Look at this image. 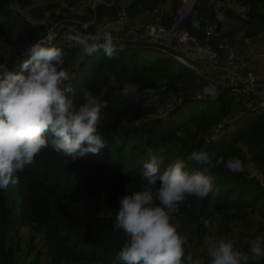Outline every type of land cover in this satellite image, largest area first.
I'll list each match as a JSON object with an SVG mask.
<instances>
[{"label": "trees", "instance_id": "trees-1", "mask_svg": "<svg viewBox=\"0 0 264 264\" xmlns=\"http://www.w3.org/2000/svg\"><path fill=\"white\" fill-rule=\"evenodd\" d=\"M83 1L0 0V40L5 39L10 28L23 33L22 23L18 19H9L6 12L9 5L24 9L36 22L44 23L45 28L66 20L70 27L84 32L80 25L92 21L87 29L90 34L96 24L113 22L120 10L117 3L124 0H108L107 5L99 6L96 12L76 13L71 9L79 8ZM158 1L141 0V4L145 9L159 2L167 6L166 2ZM238 1L242 12L233 14L229 9L227 14L239 17L243 36L264 31V0ZM62 2L66 8H62ZM170 4L174 12L179 9L178 2ZM196 12L204 24L215 20L209 0H199ZM187 29L200 36L193 26L188 24ZM79 53H82L79 47L71 53H63V68L69 66ZM22 63L10 71L19 72ZM194 80L186 69H178L172 62L153 60L142 56L138 49H130L113 58H84L71 79L72 91L68 95L78 106L83 102L80 94L84 88L98 97L106 86L120 90L132 84L139 92L164 100L181 95L194 85ZM100 102L103 104L101 115L114 119L108 127L98 123L97 131L106 142L99 154L88 153L72 160L57 152L50 140L32 165L18 173V183L0 191V264H43L44 257L49 259L47 264H100L106 261L123 264L117 253L126 236L122 230L114 229L115 212L121 196L143 188L145 182L140 179V172L150 155L158 157L161 171L177 158L184 160L190 172L206 167V174L218 190L214 197L204 199L187 196L178 210L171 213L177 231L187 241L185 256L192 257L183 264H209L206 239L235 240L237 237L252 240L264 236V182L246 173L250 162L264 171V114L248 116L238 123V130L245 136L242 142L248 147V156L244 158L243 150L233 147L224 138L212 143L203 140V136L235 110L236 105L229 95L217 101L200 102L202 106L197 104L196 108L203 110L188 115L180 112L178 120L174 119L177 112L167 122H152L136 129L133 123L153 113L154 108L144 109L118 101L108 104L102 99ZM194 150L206 151L209 162L199 164L190 160ZM137 152L145 156L133 161ZM231 157L240 159L243 165L240 172L245 176L224 166L223 161ZM23 226L34 230L33 237L42 235L41 242L46 244L48 253L46 250L42 255L30 252L25 258H19L20 251L28 246L18 237ZM248 248L245 245L243 249L247 251ZM250 264H264V258L250 260Z\"/></svg>", "mask_w": 264, "mask_h": 264}, {"label": "clouds", "instance_id": "clouds-1", "mask_svg": "<svg viewBox=\"0 0 264 264\" xmlns=\"http://www.w3.org/2000/svg\"><path fill=\"white\" fill-rule=\"evenodd\" d=\"M6 12L9 19H18L22 23V28L25 30L22 32H27L30 38L24 40L25 49L20 54L7 61H0V191H6L10 186L18 183V173H22L26 167L32 165L36 155L48 147L50 140L57 152L72 160L88 153L94 155L100 153L106 142L97 131L98 123L108 127L111 126L112 119H107L106 114L101 115L103 104L88 88L81 91L83 102L78 106L74 105L73 99L68 95L72 91L71 79L77 74L86 57L113 58L122 51L137 49L116 50L117 44L110 32L102 25L96 24L94 32L87 34V29L93 22L86 21L80 25L84 32L70 27L67 34L61 36L75 46L72 49L61 48V51L58 47L46 46L42 42L52 26L45 28V24H38L27 11L17 5H9ZM239 22L241 25V20ZM40 26L45 28L44 33L34 38L33 34L41 28ZM18 34L17 28H10L4 36L14 37ZM0 43L6 44L8 41L1 39ZM119 46L123 47L122 44ZM78 47L82 53H79L64 69L63 53H71ZM98 49L103 51L96 52ZM20 63L22 64L19 72L10 71ZM172 63L177 64L174 61ZM195 84L196 82L185 92L190 91ZM129 86L134 85L128 84L120 90L104 87L111 89L115 95V97H106L104 101L108 104L118 101L148 109V106L122 96ZM218 99L203 101L186 99L167 120L150 118L151 113L142 119L147 120L140 125L137 124L140 120L135 121L133 127L141 128L152 122H167L189 101L200 103ZM248 115L235 122V132L240 135L241 142L245 136L238 130V123ZM49 136L53 138L49 139ZM223 138L234 147L232 138L227 136ZM189 159L199 164H207L209 154L203 150H194ZM223 162L232 172H240L243 169L239 158L231 157ZM207 172L206 167L190 172L184 160L179 158L168 163L161 171L158 157L150 155V159L144 162L140 172V179L145 182L143 188L121 196L119 208L115 212L114 229L122 230L126 236L117 253L123 264H183L184 260H192L191 255L185 256L187 241L185 236L177 231L171 213L178 210L187 196L204 199L216 195L218 190ZM205 224L207 225V221ZM22 229L34 231L28 226H23L18 237L25 235ZM35 237L42 240L41 234H36ZM205 245L209 264H250V260L264 258V236L252 239L247 251L236 247L230 238L206 239ZM42 248L37 251L40 255L45 250L48 253L45 243ZM44 258L43 264H47L49 259ZM100 264L113 263L106 261Z\"/></svg>", "mask_w": 264, "mask_h": 264}, {"label": "built area", "instance_id": "built-area-1", "mask_svg": "<svg viewBox=\"0 0 264 264\" xmlns=\"http://www.w3.org/2000/svg\"><path fill=\"white\" fill-rule=\"evenodd\" d=\"M107 1L84 0L82 6L71 9L76 13L84 10L96 12L99 6L107 5ZM172 1L179 2L181 7L171 18L172 24L169 28L163 23V13L167 11V6L160 3L147 18L141 19H132L126 6L122 5L113 22L101 25L113 35L117 44L116 50L137 48L159 51L185 67L194 76L195 86L188 92L179 96L172 95L164 100L153 99L150 93H141L134 86H129L126 90L133 94L138 92L135 102L154 108V113L149 117L162 120H167L186 99L216 100L228 94L234 100L235 110L204 138L211 143L230 135L239 137L235 132L237 120L248 114H264V31L250 37L243 36L239 20L227 14L229 9L239 6L238 0H209L215 20L205 24L196 12L199 0ZM62 4L63 2L62 8L67 7ZM188 21L200 36L187 29ZM69 28V21L51 28L42 42L46 46L57 44L65 49L74 48L71 41L61 38L63 34H67ZM237 29L238 43L236 39L227 36L228 32ZM120 44L123 45L122 48ZM102 51L98 49L96 52ZM125 91L122 96L132 98L126 96ZM233 241L236 247L244 251L243 248L245 245L249 246L251 240L235 237Z\"/></svg>", "mask_w": 264, "mask_h": 264}, {"label": "rangeland", "instance_id": "rangeland-1", "mask_svg": "<svg viewBox=\"0 0 264 264\" xmlns=\"http://www.w3.org/2000/svg\"><path fill=\"white\" fill-rule=\"evenodd\" d=\"M60 2V1H59ZM58 2V3H59ZM59 5V4H58ZM242 9L238 8L236 9L237 13L239 12H242L241 11ZM177 14V13H176ZM175 14V15H176ZM240 20V19H239ZM189 23V21L187 22ZM237 32H238V29L233 31V32H228L227 35L228 37L230 38H233V39H236V42L238 43V39H237ZM30 36L27 35V32H23L21 34H18L14 37H5V39L3 40H8V43L4 44V43H0V61L1 62H4V61H7L9 60L10 58H13L15 56H17L18 54H20L24 49H25V46H24V40L26 39H29ZM140 53L142 54V56L144 57H149L153 60H158V59H163L165 60L166 62H172L171 60H169L165 55L159 53L158 51L156 50H153V49H142L140 50ZM104 55V54H103ZM176 67L178 69H182L183 67L178 65V64H175ZM194 78V76H193ZM195 82V80H194ZM137 94V95H136ZM136 94H133L130 90H126L125 91V95L126 96H130L133 98V100L135 101L137 98H138V92H136ZM115 95L113 94V91L109 88H105L104 91L98 96L99 99H102L104 100L106 97H112ZM127 101V100H126ZM129 102V101H127ZM133 104V102H131ZM197 104L198 106H202L201 103H196V102H193V101H189V102H186L183 107L179 110V112L176 114V116L174 117L175 120H178L179 117H180V112H182V114H190L191 112H194L196 110L198 111H201L203 110V108L199 109V108H196L197 107ZM259 114H249L248 116H258ZM107 119L111 120V119H114V117L112 116H108ZM146 120H140V122H138L137 124H141V122H144ZM161 125H159L160 127ZM142 132V131H141ZM150 132V131H149ZM230 138L233 139L232 143H235L236 145L237 144H241L242 145V148L241 150L245 151L243 153V156H248V152H246V148H247V144L246 143H242L239 139V137H236V136H233V135H230L229 136ZM203 139H204V136H203ZM230 145L231 143L228 142ZM132 146V145H131ZM140 149V148H139ZM145 156L144 153L142 154H138L137 152V155L133 157V161H138V160H141L143 159V157ZM251 164V163H250ZM257 172V171H256ZM246 173L249 174V176H256L257 174L255 173H252L250 171V169H247L246 170ZM240 175L242 176H245L244 174H242L240 172ZM262 177V176H261ZM257 178V177H256ZM263 178V177H262ZM102 214V213H101ZM24 231V234L27 235L28 233V230L26 229H22ZM19 237H21L22 241H24V236L23 235H19ZM26 243L28 244V246H25L19 253V258L22 259L24 258L26 255H28L29 252H37L39 249H41V244H40V238L38 237H29L28 240H26ZM43 249V248H42Z\"/></svg>", "mask_w": 264, "mask_h": 264}, {"label": "crops", "instance_id": "crops-1", "mask_svg": "<svg viewBox=\"0 0 264 264\" xmlns=\"http://www.w3.org/2000/svg\"><path fill=\"white\" fill-rule=\"evenodd\" d=\"M159 1H163V2H166V4H167V11H164V13H163V23L169 28V27H171V24H172V17L176 14V12L177 11H179L180 10V7H181V5H180V3L178 4V6H179V9L176 11V12H174L173 10H172V7H173V5H171L170 3H173L174 1H172V0H159ZM158 1V2H159ZM160 3V2H159ZM159 3H154L149 9H145L144 8V6H142V4H141V0H137V1H134V0H124V1H122L121 3L119 2V3H117V7L119 8V7H121L122 5H125L126 6V9H127V11H128V14H129V16L132 18V19H141V18H147V15L155 8V6L156 5H158ZM161 4V3H160ZM238 8H240L239 6H237V7H234V8H231L230 9V12H233V14L234 13H237V11H236V9H238ZM241 9V8H240ZM242 11V10H241ZM240 13V12H239ZM239 13H237L238 15H239ZM234 17H236L235 15H233ZM236 18H239V17H236ZM189 27H192V23H189ZM22 30L23 31H25L24 30V28H22ZM44 33V28H38L35 32H34V34H33V37L34 38H38L39 36H41L42 34ZM198 34H200V33H198ZM201 35V34H200ZM239 35H241L240 33H239ZM125 51H127V50H125ZM125 51H122V52H125ZM121 52V53H122ZM118 54H120V53H118ZM181 109V108H180ZM179 109V110H180ZM135 129L137 128L136 126L134 127ZM234 147L235 148H242V145L241 144H235L234 145ZM247 150H246V152L248 151V147L246 148ZM245 151H243V153H244ZM243 155V154H242ZM244 158H247V156H244ZM251 164H250V168H248V169H250V171L252 172V173H255V174H257L256 176H254V177H257L261 182H264V171L263 170H261V169H258V168H256L255 167V165L254 164H252V162H250ZM257 171V172H256ZM263 178H262V177ZM29 237H32V232H30L29 230H28V233H27V235H24V241H25V243H26V240H28V238ZM40 244H41V247L43 246V243L41 242V239H40ZM28 255H30V253L28 254ZM32 256H33V254H31ZM27 256V255H26Z\"/></svg>", "mask_w": 264, "mask_h": 264}, {"label": "bare ground", "instance_id": "bare-ground-1", "mask_svg": "<svg viewBox=\"0 0 264 264\" xmlns=\"http://www.w3.org/2000/svg\"><path fill=\"white\" fill-rule=\"evenodd\" d=\"M51 47H58L61 49V47H59L57 44H52ZM61 51H62V49H61Z\"/></svg>", "mask_w": 264, "mask_h": 264}]
</instances>
